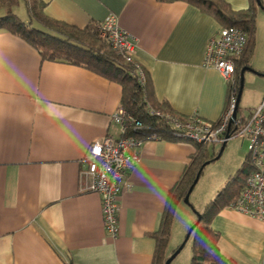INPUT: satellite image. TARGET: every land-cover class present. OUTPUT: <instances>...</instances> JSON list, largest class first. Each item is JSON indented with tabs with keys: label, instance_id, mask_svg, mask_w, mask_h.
<instances>
[{
	"label": "crops",
	"instance_id": "crops-1",
	"mask_svg": "<svg viewBox=\"0 0 264 264\" xmlns=\"http://www.w3.org/2000/svg\"><path fill=\"white\" fill-rule=\"evenodd\" d=\"M43 1L47 16L81 28L117 14L137 44L136 60L157 101L182 117L220 121L229 84L204 65L208 42L223 27L213 16L181 0ZM226 1L235 10L251 5ZM251 68L245 79L262 82L251 84L256 95L246 100L245 111L239 109L243 117L264 97V59L258 52ZM122 100L118 80L42 60L26 40L0 30V264H155V234L197 148L189 141L147 139L140 162L128 173L132 188L119 197L118 234L109 236L101 196L80 193L79 185L90 147L122 135L112 120ZM175 224L176 218L173 232ZM212 225L225 255L239 264H264V221L225 208ZM173 232L169 252L175 249Z\"/></svg>",
	"mask_w": 264,
	"mask_h": 264
},
{
	"label": "trees",
	"instance_id": "trees-1",
	"mask_svg": "<svg viewBox=\"0 0 264 264\" xmlns=\"http://www.w3.org/2000/svg\"><path fill=\"white\" fill-rule=\"evenodd\" d=\"M160 1L172 2L176 0ZM181 1L194 5L202 12L213 16L223 27L236 26L248 33L245 52L236 59L239 67L238 76L234 85L230 88L238 97L241 88V70L245 67L251 68V60L255 54L257 9L259 6L264 9V3L262 2L259 5L257 0H251L248 9L235 10L226 0ZM18 2L19 0H0V7L11 8ZM25 4L31 17L30 21L26 23L11 9H8L6 14L0 17V30L9 31L26 40L40 53L42 60L82 66L118 80L123 87V106L127 109L128 114L142 122L140 130L130 129L127 134H157L162 139L173 140V130L170 125L164 119L148 113V106L156 110H168L166 105L160 104L155 98L153 85L147 71L142 67L145 82H140L136 65L117 54L112 49L109 41L101 36L102 22H92L81 28L47 16L45 13L46 2L43 0H25ZM239 109L238 106V114ZM169 112L173 113L172 111ZM195 144L197 150L187 166L184 177L180 180L176 189L172 191L161 228L155 234L157 238L155 264H165L166 260L177 250L174 249L169 252L179 204L184 201L198 173H202L207 164L216 160L220 152V150L216 151L214 149L216 144ZM245 163L249 165L248 170H244L236 176H231L227 185L208 203L204 213L200 215L199 223H197V220L193 224L195 228L192 231L194 237L191 264H239L235 258L228 257L222 252V236L213 227L212 221L221 210L230 208L244 191L247 178L253 167L249 154Z\"/></svg>",
	"mask_w": 264,
	"mask_h": 264
},
{
	"label": "built area",
	"instance_id": "built-area-1",
	"mask_svg": "<svg viewBox=\"0 0 264 264\" xmlns=\"http://www.w3.org/2000/svg\"><path fill=\"white\" fill-rule=\"evenodd\" d=\"M100 34L117 54L136 65L140 82H145L142 66L135 57L137 44L120 26L117 14L107 15ZM247 42L248 33L236 26L222 27L218 35L208 42L204 65L216 68L229 84V100L220 121L211 122L197 114L182 117L151 106L147 110L170 125L172 138L176 141L222 145L233 137L247 140L252 172L244 191L230 208L264 221V97L248 116L237 114L233 117L238 97L230 90L238 76L236 59L245 52ZM112 120L120 127L122 135L119 138L106 136L90 147L85 156L87 167L81 172L79 192H94L101 196L103 225L109 236L115 238L121 208L119 197L132 188L128 173L140 162L144 142L162 138L157 134H127L130 129L140 130L142 122L128 114L123 104L113 114Z\"/></svg>",
	"mask_w": 264,
	"mask_h": 264
},
{
	"label": "rangeland",
	"instance_id": "rangeland-1",
	"mask_svg": "<svg viewBox=\"0 0 264 264\" xmlns=\"http://www.w3.org/2000/svg\"><path fill=\"white\" fill-rule=\"evenodd\" d=\"M261 1L264 3V0ZM8 9H11L26 23L31 19L25 0H19V2L11 8L0 7V17H3ZM258 9H260L261 12L258 11L256 13V27L259 29L260 36H257L256 30L255 54L258 52L260 58L264 59V9H262V7L260 8V6ZM256 80L257 79H253V82H251L245 79L240 101V108L243 111H245L246 100H251L256 95V91L251 84L253 83V85H255L257 82H262V79H259V81ZM248 154V141L240 136L233 137L228 141L221 157L210 162L203 168L200 178L190 194V202L186 203L182 201L180 203L181 209L178 210L175 217L176 224L173 232L174 241L172 247L177 249L185 241L190 227L199 220V216L204 213L208 203L227 185L228 179L231 176L242 173L244 170H248L249 165L245 163ZM193 237L194 232L171 264H191L193 257Z\"/></svg>",
	"mask_w": 264,
	"mask_h": 264
},
{
	"label": "water",
	"instance_id": "water-1",
	"mask_svg": "<svg viewBox=\"0 0 264 264\" xmlns=\"http://www.w3.org/2000/svg\"><path fill=\"white\" fill-rule=\"evenodd\" d=\"M257 2H258L259 5L262 4V1H261V0H257ZM247 70L255 71V70H253V69L250 68V67H245V68H243V69L241 70V88H240V92H239V94H238L237 108H238L239 103H240V100H241V96H242V92H243V88H244V82H245V72H246ZM256 72H257V71H256ZM237 108H236V110H235V112H234L233 117H236L237 114H238V113H237ZM226 144H227V141L224 142V143L221 145L220 152H219V154H218V156H217V159H219V158L221 157L222 153H223L224 150H225ZM200 174H201V172L198 173V175L196 176V178H195L193 184H192L191 187L189 188L188 193H187L186 196H185L184 201H185L186 203H189V202H190V201H189L190 194L192 193V191H193L195 185L197 184V182H198V180H199V178H200ZM199 220H200V216H199ZM199 220H198L197 223H199ZM194 228H195V225H193V226L190 227V229H189V231H188V233H187V236H186L185 241H184V242L179 246V248H177V250H176V251H175V252H174V253H173V254H172L167 260H166V263H165V264H171V263L173 262V260L177 257V255L180 253V251H181L182 248L184 247V245H185V243L187 242V240L190 238V236H191L192 231L194 230Z\"/></svg>",
	"mask_w": 264,
	"mask_h": 264
}]
</instances>
